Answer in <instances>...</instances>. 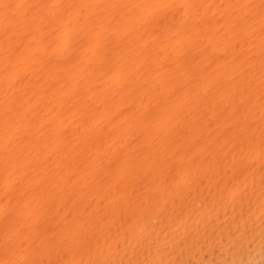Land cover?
<instances>
[{
  "label": "snow or ice",
  "instance_id": "snow-or-ice-1",
  "mask_svg": "<svg viewBox=\"0 0 264 264\" xmlns=\"http://www.w3.org/2000/svg\"><path fill=\"white\" fill-rule=\"evenodd\" d=\"M225 205L264 237V0H0V264H173Z\"/></svg>",
  "mask_w": 264,
  "mask_h": 264
},
{
  "label": "bare ground",
  "instance_id": "bare-ground-1",
  "mask_svg": "<svg viewBox=\"0 0 264 264\" xmlns=\"http://www.w3.org/2000/svg\"><path fill=\"white\" fill-rule=\"evenodd\" d=\"M240 211L239 207L233 211L228 205L217 209L219 219L214 225L209 224L206 236L203 225L195 235L178 224L167 228L161 236L167 249L165 259L173 264H261L264 261V237L261 231L253 232L255 226L260 228V221L257 220L255 225L246 223L247 217L240 218ZM253 211L259 215L256 209ZM233 216L238 219L234 221Z\"/></svg>",
  "mask_w": 264,
  "mask_h": 264
},
{
  "label": "rangeland",
  "instance_id": "rangeland-1",
  "mask_svg": "<svg viewBox=\"0 0 264 264\" xmlns=\"http://www.w3.org/2000/svg\"><path fill=\"white\" fill-rule=\"evenodd\" d=\"M255 222H257V220H256ZM258 231H261V229L258 228V226H255V227L253 228V232H258Z\"/></svg>",
  "mask_w": 264,
  "mask_h": 264
}]
</instances>
